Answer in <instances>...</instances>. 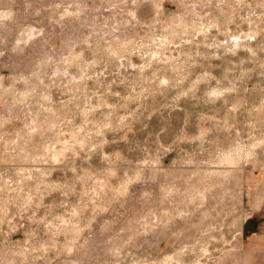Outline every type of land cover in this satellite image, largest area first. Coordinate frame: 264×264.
Returning <instances> with one entry per match:
<instances>
[{
    "label": "rangeland",
    "instance_id": "374dc122",
    "mask_svg": "<svg viewBox=\"0 0 264 264\" xmlns=\"http://www.w3.org/2000/svg\"><path fill=\"white\" fill-rule=\"evenodd\" d=\"M0 264H264V0H0Z\"/></svg>",
    "mask_w": 264,
    "mask_h": 264
}]
</instances>
